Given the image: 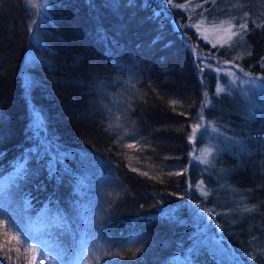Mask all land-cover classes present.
<instances>
[{"label":"trees","instance_id":"1","mask_svg":"<svg viewBox=\"0 0 264 264\" xmlns=\"http://www.w3.org/2000/svg\"><path fill=\"white\" fill-rule=\"evenodd\" d=\"M26 5L0 0V221L65 264L85 246L83 264H264V89L240 71L264 76V0H49L35 17ZM245 13L242 42L202 50L239 80L201 71L179 30L198 49L188 24ZM197 112L219 131L189 142ZM24 164L38 172L20 180ZM202 229L212 237L195 240ZM6 252L3 264L34 255Z\"/></svg>","mask_w":264,"mask_h":264},{"label":"snow or ice","instance_id":"2","mask_svg":"<svg viewBox=\"0 0 264 264\" xmlns=\"http://www.w3.org/2000/svg\"><path fill=\"white\" fill-rule=\"evenodd\" d=\"M27 2L32 5L33 7H37L38 5L34 3V0H27ZM49 2V0H44V4L46 5ZM213 3H215V0H212ZM167 3L169 5L173 4V0H167ZM91 6V5H90ZM175 7L178 8H184L185 5L183 4H175ZM245 19L243 20V22L239 23L238 26L236 23H234L235 18H232L230 20L227 21H216V20H212L209 22V25L211 27V29L217 33H221V35L219 36V41H220V47H224L225 45H227L229 48L233 47V38L234 37H239L240 41L242 42L244 39V34L247 33L248 31V21H247V16L248 14L245 13L244 14ZM207 19V18H204ZM204 22V20H201V24ZM255 23V22H253ZM201 24H194V25H190L191 27H195L197 29H199L201 27ZM227 25V26H225ZM258 27H264V23L257 25ZM235 29V30H234ZM33 39H35V37H33ZM203 39H205L206 41L208 40V37L205 36L203 37ZM211 42V41H208ZM213 47H216V45H213ZM251 53H249L250 55ZM240 57H236V59H239ZM208 59H211V57H208ZM198 60H199V64L197 65L198 68H200L201 71H203V69L200 67L204 61L200 60V57L198 56ZM225 64H231L233 63V61H224ZM236 67H239L238 65H235ZM262 68H264V63H262L260 65ZM209 68H211V65H209ZM216 72H221V68L220 67H216L215 69ZM241 72H243V75L245 77H248V83L249 84H256L257 87H264V76H256L253 77L251 73L249 72H245L242 68L240 69ZM228 75H235V73L231 72L229 70V72L227 73ZM27 87L29 89H31L33 87V82L32 81H28L27 82ZM221 92H224V88L222 86H218L217 88V95H219ZM205 97H207V93H204ZM172 103H176V101H172ZM210 101H208L207 99H205L204 101H202L201 103V108L204 107H208ZM131 106L129 105V108ZM181 115H183V113H181ZM251 117V113L249 114ZM40 117L38 115L37 109L34 107L32 110V119L33 121L38 120ZM125 119H127V117H125ZM117 120H119V117L117 118ZM119 127H123V124H119ZM211 126V132L212 133H216L219 130L214 126L213 122H205V119L203 117V115H199L197 118V121L195 123L192 124L191 128L192 131L189 134L188 139L190 141H194L197 137V135L199 134V136L201 138H203L205 135H209V127ZM112 125H109V128H111ZM124 135L127 136L129 135V132L127 130L124 131ZM134 139V137H133ZM229 139L230 142L233 143H239L238 141H236L234 138H226ZM118 142V141H117ZM136 143H139L138 141ZM136 143H128L127 147L128 148H134L136 147ZM205 151L208 153V155H211L213 152L212 148H207L205 149ZM29 155H32L31 153ZM203 155V154H202ZM23 159V157H22ZM195 160H199L201 163L203 164H209L210 161L207 158V156H205L203 159H201V157L196 156L194 157ZM18 171L16 173L17 177L20 180H24L26 177L27 178H31L33 176H35L38 172L37 169H33L30 168L27 164L24 165H17ZM133 171H136V169H133ZM49 172V178L52 179H57L59 180L60 177L58 175V173L55 171L54 168L49 167L48 169ZM142 175H147V173H141ZM177 175H180L181 173H176ZM203 182L201 181V184ZM197 188H200V185H197ZM203 195L206 197L208 195L207 191H204L203 189H201ZM49 205L55 206L56 205V201L54 199H49L48 201ZM253 209L250 208H246L245 211H252ZM55 215L59 218V220L62 222V224H66V217L59 212V210H57V212L55 213ZM172 213H169V216L172 217ZM177 223H179V220L176 221ZM0 224H5L6 225V231L4 233V235L7 237V239L5 240H0V250H3L5 248H7V252L5 253V258H7L8 260H11L12 257L10 255V253L12 251H15L17 253V259L19 260L21 258V248H23V252L24 253H28L29 251H31L32 253H34V255L31 256V260L29 262V264H37V259L39 258V260L41 261V264H44V261L48 258L49 256V251L46 248H37L34 247L31 243H30V237H25V235H22L20 230L18 228H16L14 223L11 222H5V221H0ZM9 233H11V235H9ZM13 241H15V244H13ZM137 253L141 252L142 249L137 248L135 250ZM233 259L237 261L238 264V258L233 256ZM251 259L255 260L256 257H251ZM0 264H3V261L0 260ZM217 264H224V260H218Z\"/></svg>","mask_w":264,"mask_h":264},{"label":"rangeland","instance_id":"3","mask_svg":"<svg viewBox=\"0 0 264 264\" xmlns=\"http://www.w3.org/2000/svg\"><path fill=\"white\" fill-rule=\"evenodd\" d=\"M34 3L37 4L38 6L37 7H33L32 5H30L28 2H27V10L35 17L37 14L39 13H42V12H45L46 10V7L48 5V3L45 5L44 4V0H34ZM195 24H201V22H197ZM191 24H188L189 28L188 29H193V31L196 33V37L198 38L197 41H195V45H199L198 44V41H201L202 42V46L199 47L198 49L195 48V46L192 44V41L190 40L189 38V35L188 34H185V32L183 31V28L180 31L181 33V37L183 38V40L185 41V44L192 50V52L194 54H197V56H200L201 59L200 60H203L204 62L205 61H210L209 64L206 65V68L208 70H210L211 68H209V65H214V66H219L221 68V74H224L227 76V78H229V81L231 83H233L235 80H239L238 79V71L235 70L234 68L231 69V67L227 64H222L221 62H215L213 60H209L208 57H210V55L207 53V52H204L202 50H209L210 47H213V45H216V47H220V41H219V36L221 35V33H217L215 31H213L210 27L209 24H206V23H202L201 24V27L199 29L195 28V27H191L190 26ZM194 25V24H193ZM177 25H175L176 27ZM227 26V25H225ZM187 29V28H186ZM207 36L208 37V40L206 41L205 39H203V37ZM236 38V37H234ZM233 38V39H234ZM238 38V37H237ZM208 41H211V42H208ZM195 50V51H194ZM216 63V64H215ZM204 64V63H203ZM202 64V65H203ZM229 70L233 73H235V75H228L227 73L229 72ZM239 78H244L241 76V74H239ZM243 83L245 84H249L247 79H243ZM250 86H252L253 88H260V89H264V87H257L256 84H249ZM198 112H197V118H198ZM41 129H44L43 127H41ZM192 131V128L190 130V133ZM34 132H35V135H37V130L34 129ZM189 142H191L189 140ZM199 157L203 158L204 157V154H199L198 155ZM201 232H199L198 234H196L195 236V240L196 239H200L201 237H205V238H210L212 237V235L208 232H206L205 229H202L200 230ZM89 248L93 249L94 251V247L93 246H85L84 247V250L82 252V255L80 257V259L77 261V264H83L84 263V260L86 258V254L89 250ZM58 255L54 254L52 251L49 250V256L48 258L46 259V261H44V264H65ZM98 262V259L95 258V254H94V260L92 261L91 264H97Z\"/></svg>","mask_w":264,"mask_h":264}]
</instances>
